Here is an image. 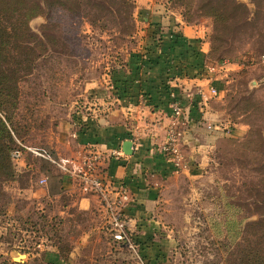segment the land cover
Masks as SVG:
<instances>
[{
  "label": "rangeland",
  "instance_id": "obj_1",
  "mask_svg": "<svg viewBox=\"0 0 264 264\" xmlns=\"http://www.w3.org/2000/svg\"><path fill=\"white\" fill-rule=\"evenodd\" d=\"M30 1L39 5L27 22L32 37L14 58L17 102L7 113L23 142L53 154L64 153L60 130L79 121L114 61L141 45L139 7L151 6L163 16L160 23L176 17L205 27L206 62L264 54V0ZM223 99L220 108L245 131L219 138L200 175L167 181L148 239L128 230L144 264H232L244 227L264 221V80L252 87L241 77ZM26 162V169L17 168V182L0 191V264H49L44 255L53 248L67 264H137L125 244L114 241L108 222L78 210L68 195L40 205L18 191L39 178L40 162ZM83 230L90 234L82 243ZM18 253L25 258L13 261Z\"/></svg>",
  "mask_w": 264,
  "mask_h": 264
},
{
  "label": "crops",
  "instance_id": "obj_2",
  "mask_svg": "<svg viewBox=\"0 0 264 264\" xmlns=\"http://www.w3.org/2000/svg\"><path fill=\"white\" fill-rule=\"evenodd\" d=\"M148 6L139 7L136 13V19L142 24L139 29H142L141 33L145 32L136 50L143 54L141 68H136L133 50L122 59H116L111 67L122 65L117 75L113 73L118 79L114 83L116 89L113 91L108 73L104 84L100 83L90 92V97L88 95L83 104L82 120L76 124L72 122L71 130L67 125L60 130L58 138L65 139L63 142L66 143L64 155L54 153L55 157L66 159L70 167H77L79 154L86 147L96 149L101 155L98 175L109 185L111 196L120 187L126 190L128 201L123 205L126 228L140 239L151 236L167 181L182 174L200 175L208 167L216 141L224 135H242L246 127L241 122L230 121L220 108L228 85L218 81L211 83L218 94L204 99L199 96V91L205 94L210 84L203 72L210 63L205 58L208 48L206 28L185 24L176 17L174 22L160 23L163 16ZM171 32L178 33L183 43L177 46L175 43L167 50L166 43L162 42L146 53V44L151 42L147 36L161 34L163 39H167ZM192 49L198 54H192ZM257 55L260 54H254ZM232 76V82L241 77L248 83L254 81L252 87L264 80V72L259 69H246L243 74L235 71ZM141 92L146 94V103L138 95ZM172 101L181 109L175 118L178 146L182 153L179 167H174L158 150L164 141L165 129L172 120L169 106ZM206 125H216L217 128L208 130ZM127 140L132 143L130 154L123 152V143ZM18 165L17 168L21 169L27 167L23 158ZM50 169V173L35 170L39 177L37 180L45 177V184L30 181L18 191L40 205L51 202V199L57 200L62 194L68 195L71 205L78 210L107 222L97 196L84 191L76 178ZM81 234L83 243L90 233L83 230ZM148 243L146 240L143 246ZM52 250L55 253L47 251L44 255L46 263L67 264L59 259L54 248Z\"/></svg>",
  "mask_w": 264,
  "mask_h": 264
},
{
  "label": "trees",
  "instance_id": "obj_3",
  "mask_svg": "<svg viewBox=\"0 0 264 264\" xmlns=\"http://www.w3.org/2000/svg\"><path fill=\"white\" fill-rule=\"evenodd\" d=\"M38 5L39 3H34L30 0H0V191L3 186L14 181L17 182L19 178L16 164L10 158V152L17 147L16 140L26 144L19 138L13 124L11 113H7V111L14 109L17 102V75L19 71L17 66L18 61H15L14 58L20 53L21 45L32 37L29 35L30 32L27 22L33 16L32 10ZM162 36L161 34L147 36V38H151V42L146 44V53L155 49L162 42L164 44L166 43L167 50L173 48L175 43L176 46L177 44L180 45L183 43L178 33H169L167 39H163L164 37ZM192 52V54H198L193 49ZM141 55L143 54L137 51L132 53L136 68H141V64H143ZM224 59L235 60L238 57ZM224 59H218L213 62H219ZM121 67L122 65L117 64L116 67H111L108 72L110 74L113 91L116 89L114 83L118 80L115 78V75H117L118 69ZM243 71L241 70L239 73L243 74ZM138 95H140L144 103L148 101L144 92ZM227 137L230 136H223L220 139ZM50 153L55 157L51 151ZM28 157L40 162L39 167L41 169L39 170L50 168L56 170L54 165L46 160L32 156L29 153L23 155L25 161H27ZM21 186L23 184H20ZM3 216L7 218L6 215ZM252 228L256 229L251 233L250 230ZM243 232L245 235L241 238V244H236L239 247V251L236 252L235 257L232 259V264H264V221L259 220L253 224L246 225ZM247 235L249 236L247 237Z\"/></svg>",
  "mask_w": 264,
  "mask_h": 264
},
{
  "label": "built area",
  "instance_id": "obj_4",
  "mask_svg": "<svg viewBox=\"0 0 264 264\" xmlns=\"http://www.w3.org/2000/svg\"><path fill=\"white\" fill-rule=\"evenodd\" d=\"M246 69H259L264 72V54L257 56H240L235 60L224 59L219 62L209 63L203 68V72L210 84L205 94L199 91V96L203 99L207 96H216L218 90L211 83L218 81L222 82L224 85H229L233 80V72H240ZM226 90L227 87L225 92ZM169 106L172 120L165 129V138L158 146V150L167 156L174 167H179L182 162V153L178 146L179 134L176 131L175 118L180 115L181 109L175 101H172ZM79 120H82V116H80ZM214 127L217 128L216 125H206V129L208 130H213L215 129ZM16 143L17 147L10 152V158L15 164L23 158L25 153H29L32 156L50 162L61 173L76 178L84 191L97 196L100 206L106 215L107 222L110 225L112 238L125 244L129 251L136 256L137 264H144L137 255V244L128 233L126 221L123 216V205L124 202L128 201V194L126 190L120 187L115 191V194L113 193L111 196L109 185L102 180L97 172L101 155L96 149L91 146L86 147L84 151L79 154V165L77 167H70L66 159L53 157L50 151L45 147L26 145L18 140H16ZM45 180V177H42L38 180V183H44Z\"/></svg>",
  "mask_w": 264,
  "mask_h": 264
},
{
  "label": "water",
  "instance_id": "obj_5",
  "mask_svg": "<svg viewBox=\"0 0 264 264\" xmlns=\"http://www.w3.org/2000/svg\"><path fill=\"white\" fill-rule=\"evenodd\" d=\"M249 84L253 85L254 81H250ZM131 148H132V143L130 141L127 140V141H125L123 143V152H124V154H130L131 153ZM24 258H25V255L19 254V253L14 255V256H11V259L13 261H21Z\"/></svg>",
  "mask_w": 264,
  "mask_h": 264
}]
</instances>
